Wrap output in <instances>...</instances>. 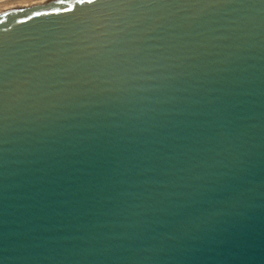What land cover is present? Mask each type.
I'll list each match as a JSON object with an SVG mask.
<instances>
[{
  "label": "water",
  "instance_id": "water-1",
  "mask_svg": "<svg viewBox=\"0 0 264 264\" xmlns=\"http://www.w3.org/2000/svg\"><path fill=\"white\" fill-rule=\"evenodd\" d=\"M0 264H264V0L0 8Z\"/></svg>",
  "mask_w": 264,
  "mask_h": 264
},
{
  "label": "bare ground",
  "instance_id": "bare-ground-1",
  "mask_svg": "<svg viewBox=\"0 0 264 264\" xmlns=\"http://www.w3.org/2000/svg\"><path fill=\"white\" fill-rule=\"evenodd\" d=\"M35 0H0V8L12 5V4H20V3H26L31 2Z\"/></svg>",
  "mask_w": 264,
  "mask_h": 264
}]
</instances>
